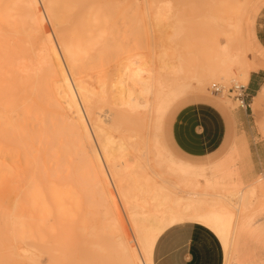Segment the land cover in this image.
<instances>
[{
	"label": "bare ground",
	"instance_id": "6f19581e",
	"mask_svg": "<svg viewBox=\"0 0 264 264\" xmlns=\"http://www.w3.org/2000/svg\"><path fill=\"white\" fill-rule=\"evenodd\" d=\"M117 1L0 0V158L22 157L18 188L9 181L3 186L5 193L18 190L19 195L14 202L8 197L0 201L4 205L0 220L12 229L5 239L10 241L18 233L42 245L50 235L55 243V264H154L155 237L166 222L177 225L188 217L216 219L227 214L233 220L222 226L215 223L219 234L230 239L225 264H264V259L236 261L233 255L241 238L264 241L260 184L234 182L203 191L207 189L194 183L193 190L185 192L180 182L166 173L171 175V171V176L183 182L184 167L189 165L173 155L163 141L157 139L152 146L155 162L163 164L166 158L167 172L149 164V135L140 144L128 136L113 134L117 111L123 108L134 115L143 110V122L150 130L149 110L155 93L151 72L144 74L141 67L132 71L130 62L117 65L111 76L114 89H109L110 95L107 76L111 74L104 78L105 72L97 74L98 79H89V85L80 76V57L92 47L102 46L107 27L112 31L117 27L111 23V27L106 26L109 21L105 24L104 20L117 14ZM232 10L240 13L238 6ZM73 15L76 27L70 25ZM47 21L59 31L55 29L65 61L46 27ZM230 36L234 42L241 40L239 24L232 25ZM100 39L103 42L97 44ZM93 48L95 53L104 50ZM213 64L197 76L199 87H205L211 79L231 81L236 75L247 81L250 71L257 67L239 51L223 52ZM121 74H125V82L130 80L139 87L137 94L124 87ZM173 94L176 89L169 97ZM167 98L159 104L160 109L172 105ZM101 101L111 105L102 113L96 111ZM155 164L161 169L162 164ZM174 171L181 173L179 177ZM211 189L214 192H209ZM19 205L22 212L18 216L15 212ZM255 205L257 210L252 212ZM250 208L252 213L244 214ZM27 252L32 253L29 249ZM19 257L10 248L13 264L34 262L33 257L25 255L28 262ZM4 261L0 255V263Z\"/></svg>",
	"mask_w": 264,
	"mask_h": 264
},
{
	"label": "rangeland",
	"instance_id": "374dc122",
	"mask_svg": "<svg viewBox=\"0 0 264 264\" xmlns=\"http://www.w3.org/2000/svg\"><path fill=\"white\" fill-rule=\"evenodd\" d=\"M40 1L42 2V0H39V2ZM253 1L254 0H118L117 5L115 4L117 6L118 15H114V17L111 16L112 18L109 17L112 21L117 17L114 24L109 18L104 17L106 18L104 19L105 24H108L109 21V24L106 26L112 24L111 26L115 27L117 25V27H115L113 31L109 27H107L109 31L107 28L105 29V38L102 37L104 40L101 38L104 42L100 39L97 43L103 42V47L99 46V48L97 45L96 47L94 46V48L92 47L96 49V51L99 49L104 50H101L102 52L99 50V53H95V50H92V48L90 49L91 46H89L90 50L86 52L88 55L85 54L87 57L85 55L82 56L83 58L80 57V64H78V66L81 65V68L78 67L80 69H78V71L82 78H85L87 82L89 81L88 85L90 84L89 79L93 78L91 79L92 82L98 79V77L95 79L97 74L101 73L99 75L101 76L103 72H105L104 75H102L103 78L105 74L106 76L111 74L107 76V86L109 87L107 88V94L109 95V89H114V87H112L113 81L111 76L115 68L118 67L117 65L124 66L130 62V70L132 71L141 67L144 74H146L147 71L151 72V82L155 88V93L152 95V105L149 110L150 130H147L143 122V110L137 111V115H134L123 108L117 111V123L113 122V134H116V136H128L133 143L137 141L140 144H143L144 138L146 135H149L151 148L147 157L150 158V161L152 160L149 164H151L155 170L167 172L169 168L168 166H166L168 168H165V165H167L166 158H164L165 161H163L165 163L163 162V164L162 162H155L156 159L154 160V152L156 150H154L153 146L156 141H163L169 151L174 155H178L179 157L185 155V153H183V147L180 145L182 141H178L181 139H177L176 129L183 125V111L193 107L196 103L202 102L198 100L200 97L208 99L206 103H204L206 109L210 108L219 113L218 116L216 114L213 116L211 112H205L204 120L207 124L206 133L210 139L208 145H210V147L214 146L217 143V139L222 136L226 130H228L227 135L229 136L230 143L227 151L233 145L235 131L232 127L231 115L239 104L232 98L216 95L212 92L211 87L214 83H222L228 87L235 82L247 85V81L239 80V76L236 75L237 77H231V81H228V79H211L206 82V86L204 85L205 87H199L197 76L202 75V73L205 74L208 67H210L209 65L214 66L215 64H213V61L216 60L217 56L222 55L223 52L236 53L239 51L246 60H250L251 49L246 40L244 27L248 9ZM112 4H114V2H112ZM41 6L44 9L43 3ZM237 6L240 9L239 14H235L232 10ZM160 11L162 12L160 13ZM73 16L70 17L72 21L70 25L71 27H76L77 18ZM235 23L239 24L241 27V40L237 42H234L230 36L232 33V25ZM46 25L57 48L59 47L58 50L62 60H64V54H61L63 52L60 48L57 28L48 21ZM106 38H109V40L106 41ZM105 44L108 46L107 48L104 47L106 46ZM93 45L95 44L93 43ZM105 48L107 50H105ZM215 62L217 63V61ZM65 67L67 70L68 66ZM234 68L238 69L239 67L234 66ZM67 73L71 79L69 71H67ZM122 80L124 83L125 74H121V81ZM127 81L124 83V87L129 88L131 91L135 90L134 92L137 94L139 92V87L136 84L132 85L130 80ZM92 82L90 86L94 85ZM186 84L189 85L188 89L185 87ZM129 85H132L131 87L134 89H131ZM175 89L176 94L169 97L170 91ZM166 97H168V100H171L172 105L183 97L174 106L171 105L172 108L168 114L167 111L169 109L162 107V109H160L159 106ZM108 99L110 100L111 98ZM109 103L110 102L102 101L97 103L96 111L102 113L108 110L111 106ZM158 110L159 113L157 112ZM106 113L107 112H105V114ZM114 124H116V126ZM147 131L148 133H146ZM21 159V156L11 158L6 155L0 158V201L8 197L10 202H12L14 199L16 201L19 197L18 190L16 193L7 194L4 192L3 186L6 181H9V183H12V185L18 188V173L22 168ZM143 160L147 162L145 158H143ZM155 163L162 164L161 169H163V171L159 169V165L155 166ZM188 165V167L183 165L185 166L183 176L181 177L183 182L176 176H171L172 172L170 170L172 169L169 170L171 175L167 174L168 172L165 173L167 176H170V179H175L178 181L177 183L180 182L185 192L193 190L194 183L195 185L200 183L207 189L203 191H208L209 186H219L218 182L214 183L210 180L214 178L212 176V166L204 168ZM149 171H151V169H149ZM174 172L176 173V171ZM180 174L181 173L178 172L175 175L179 177ZM258 179L264 181V176H260ZM199 190L202 191L201 189ZM185 192H183V194ZM209 192H214V190L211 189ZM0 208L4 209V205H0ZM251 208H253V211ZM251 208L249 212L247 211L248 213L246 212L244 214L250 215L257 210L256 205ZM21 212L22 208L19 205L15 214L19 216ZM228 216L229 215L225 214L216 219H195L188 217L184 222L194 221L210 228L221 239L224 251H226L227 244L225 245V242H227L229 238L224 233L219 234L215 223H217L218 226H222L225 222L233 220L232 217ZM48 225L50 227L52 222H49ZM172 226L174 225H170L166 222L165 226H163V230L157 234L155 240L157 241L159 236ZM11 230V227L4 222V219H1L0 255L4 257L5 261L0 264H13V261L9 260L10 248L20 255V260H25V255H27L34 258L32 264H55V259L52 257L55 254L52 249L55 243H53V238L50 235L47 236L48 240L46 243L42 245L40 242L36 241V239L23 238L18 233L16 237L8 241L5 238ZM27 249L32 251L31 255H29L30 253L27 252ZM25 261L28 262V260Z\"/></svg>",
	"mask_w": 264,
	"mask_h": 264
},
{
	"label": "crops",
	"instance_id": "0c3cea01",
	"mask_svg": "<svg viewBox=\"0 0 264 264\" xmlns=\"http://www.w3.org/2000/svg\"><path fill=\"white\" fill-rule=\"evenodd\" d=\"M244 30L251 49L249 59L257 67L250 71L247 80L249 107H237L231 115L235 131L233 145L227 151L230 145L228 130L214 146L208 145L210 139L206 133L205 112L209 111L213 116L219 113L206 109L204 103L208 99L200 97L198 100L202 102L183 111V125L177 127L176 135L177 139H181L178 141H182L180 145L185 155L175 156L195 167L212 166L214 178L210 180L219 185L234 182L260 184L259 195L264 197V181L258 179L264 176V0L251 3ZM229 242L230 239L225 242L227 247ZM225 252L215 232L201 223L185 221L168 228L159 236L153 249V263L225 264ZM233 255L236 261H260L264 259V241L258 243L255 239L241 238L235 245Z\"/></svg>",
	"mask_w": 264,
	"mask_h": 264
},
{
	"label": "built area",
	"instance_id": "2783aa9c",
	"mask_svg": "<svg viewBox=\"0 0 264 264\" xmlns=\"http://www.w3.org/2000/svg\"><path fill=\"white\" fill-rule=\"evenodd\" d=\"M212 92L216 95H221L223 97L232 98L235 101L238 102V107L241 108H248V92H247V85L240 84L238 82H235L233 85L228 87L227 85H224L222 83H214L212 84Z\"/></svg>",
	"mask_w": 264,
	"mask_h": 264
}]
</instances>
